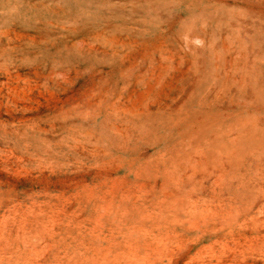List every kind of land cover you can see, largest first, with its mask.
Masks as SVG:
<instances>
[{
    "label": "rangeland",
    "instance_id": "obj_1",
    "mask_svg": "<svg viewBox=\"0 0 264 264\" xmlns=\"http://www.w3.org/2000/svg\"><path fill=\"white\" fill-rule=\"evenodd\" d=\"M0 264H264V0H0Z\"/></svg>",
    "mask_w": 264,
    "mask_h": 264
}]
</instances>
